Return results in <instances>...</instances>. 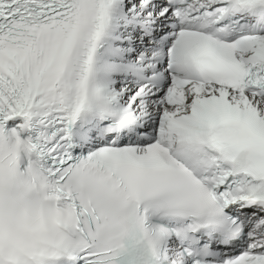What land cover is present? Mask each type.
<instances>
[{
	"label": "snow or ice",
	"instance_id": "obj_1",
	"mask_svg": "<svg viewBox=\"0 0 264 264\" xmlns=\"http://www.w3.org/2000/svg\"><path fill=\"white\" fill-rule=\"evenodd\" d=\"M0 264H264V0H0Z\"/></svg>",
	"mask_w": 264,
	"mask_h": 264
}]
</instances>
